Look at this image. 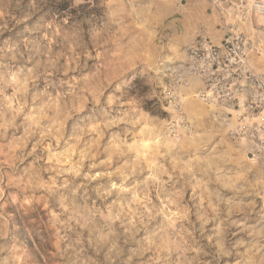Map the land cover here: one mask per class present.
<instances>
[{
    "label": "rangeland",
    "instance_id": "1",
    "mask_svg": "<svg viewBox=\"0 0 264 264\" xmlns=\"http://www.w3.org/2000/svg\"><path fill=\"white\" fill-rule=\"evenodd\" d=\"M99 2L28 25L0 0V264H264L248 141L169 111L150 0Z\"/></svg>",
    "mask_w": 264,
    "mask_h": 264
},
{
    "label": "crops",
    "instance_id": "2",
    "mask_svg": "<svg viewBox=\"0 0 264 264\" xmlns=\"http://www.w3.org/2000/svg\"><path fill=\"white\" fill-rule=\"evenodd\" d=\"M242 2L246 3V0H150L151 58L158 60L162 56L165 61L181 64L186 59L188 47L197 39L205 38L219 45L232 33L260 38L264 44V17H251ZM248 64L251 71L264 78V52L251 55ZM200 89V83L192 80L189 87L179 90L185 109L198 106L196 94ZM243 102L242 97L235 109L201 104L212 124H226L227 134L243 124H250L242 119ZM255 162L264 167V161Z\"/></svg>",
    "mask_w": 264,
    "mask_h": 264
},
{
    "label": "built area",
    "instance_id": "3",
    "mask_svg": "<svg viewBox=\"0 0 264 264\" xmlns=\"http://www.w3.org/2000/svg\"><path fill=\"white\" fill-rule=\"evenodd\" d=\"M252 11L262 14L264 7L255 5ZM261 51L259 41L242 34H229L219 45L199 38L188 47L184 63L172 73L164 97L179 121L183 118L179 90L189 87L192 80L201 85L196 98L202 104L235 109L243 97L242 119L250 124H243L230 135L246 139L251 158L264 161V78L248 64L249 57Z\"/></svg>",
    "mask_w": 264,
    "mask_h": 264
},
{
    "label": "trees",
    "instance_id": "4",
    "mask_svg": "<svg viewBox=\"0 0 264 264\" xmlns=\"http://www.w3.org/2000/svg\"><path fill=\"white\" fill-rule=\"evenodd\" d=\"M5 9L14 16V22H20L24 15L30 17L26 24L34 23L39 17L50 20L56 17L60 21L78 11L89 9V13L100 16L102 7L99 0H83V3L74 5L75 0H4ZM7 1V2H6ZM88 12V11H87ZM22 25V24H21Z\"/></svg>",
    "mask_w": 264,
    "mask_h": 264
}]
</instances>
